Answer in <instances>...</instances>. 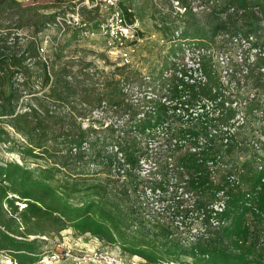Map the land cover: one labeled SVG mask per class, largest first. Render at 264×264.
Masks as SVG:
<instances>
[{
	"label": "trees",
	"instance_id": "16d2710c",
	"mask_svg": "<svg viewBox=\"0 0 264 264\" xmlns=\"http://www.w3.org/2000/svg\"><path fill=\"white\" fill-rule=\"evenodd\" d=\"M8 1L0 0V19L6 12L11 11ZM90 1L93 3V0ZM235 1L230 0V6ZM240 1L244 7L253 3L254 9L259 8L264 15V0ZM13 4L21 11L20 4ZM233 4L231 7L236 8ZM92 9L97 11L99 8ZM247 9L237 8L236 13ZM79 10L81 11L80 8ZM85 11L94 14V11L83 8L82 13ZM236 13L229 16V21H221L211 28L209 32L214 35L212 39L221 31H227V35L234 39L240 36L238 22L234 21L239 20ZM125 14L128 17L131 15L127 9ZM256 14L255 12L253 16L256 17ZM216 15L218 16V13L213 16ZM56 16L57 14L39 17V21L29 25L34 27V33L38 35L47 30ZM193 16L196 17L195 14ZM18 19H21L20 15ZM27 25L22 23L17 29L21 30ZM193 28L192 34L188 28L182 30L178 38L181 44L185 40H205L208 36L206 34H210L199 26L198 22ZM2 29L7 28L0 24V142H10V134L5 128L9 126L25 139L26 148L24 152H20L22 159L27 155L35 160H45L48 165L33 171L15 162L0 165V264H6L2 260L4 256L11 257L12 264H35L44 251L39 244V241L44 240H39L40 237L61 235L69 227L82 235L90 233L108 245L115 243L116 235L123 237L125 228L133 225L132 218L141 216L138 214H142L144 210L142 203L133 201L130 197L133 189L138 193V187L143 185H138L134 180L131 181L130 187L125 184L118 192L111 183L96 182L90 175L82 178L79 176L82 174L77 173L80 171L78 166L86 159L95 161L98 152H101L97 138L100 130L94 128V124L90 127L83 126L85 119L93 118L92 112L86 116L76 114V110H73L69 115H62L52 108V103L66 105L69 99L78 97L76 81L70 83L64 72L58 73L55 80V87L59 88L58 93L33 96L27 101L25 110H20L19 104L25 92L17 88L15 76L26 71L25 65L29 59L44 56L40 52L38 42H31L22 50L16 39L12 44L10 34H2ZM254 32L249 30L243 38L249 41V38L256 35ZM222 43L221 48H224L226 43ZM205 56L199 53L198 68L180 69V78L176 76L173 80L169 79L165 95L157 96L155 100L148 98L147 104H150L152 109L144 108L140 113L143 118L137 126L139 141L155 139L156 135L161 133L163 137L170 138L168 133L163 132L164 129L171 133L170 143H176L170 148L173 156L175 153H182L187 142H190L188 150L180 156L179 161L180 169L185 171L182 176L186 186L183 196L199 192L201 197L195 204L185 207L180 205L178 213L188 215L196 210L202 212L200 217L205 223L203 232L195 236L189 244L180 238L173 240L171 228L158 216L147 214L148 219L140 221L139 224L134 221L138 230L145 235L144 239L129 240L125 236L124 246H120L125 252L143 257L148 264H159L169 258L179 259L181 256L193 258L194 264H264V156L254 147H250L258 141L263 145L264 154V141L253 140L248 144L254 152V171L246 174L245 169L241 167L238 169L240 179L230 174L225 176V181L218 184L212 180L211 166L223 162L224 154L231 152L230 150L238 144L237 133L232 131L237 128L231 124L238 112L232 106H227V98L232 94L224 96L221 88L218 90L212 85V71L205 66ZM44 61L48 84L51 75L46 71V57ZM126 67L128 66L118 69L121 71L120 79L113 80L109 85L110 89L120 92L119 94L122 93L121 83L137 79L134 78L136 74H133L132 78L125 75L123 71ZM193 71L196 74L199 71L201 77H194ZM22 83L24 87H29L27 80L24 79ZM96 91L94 84L91 89L86 87L85 98L81 102L93 103L91 92ZM30 95L34 93L30 92ZM103 95L102 92L96 99L98 105L105 102L102 100ZM165 102L173 106L170 107ZM184 107L187 112L200 110L195 115L198 122L195 126L197 131H194L195 127L176 129L170 126L174 120L183 121ZM79 118L83 122L80 121L76 126ZM68 121L75 126H67ZM238 125V128H244L243 125ZM217 138L221 143L219 149L216 146ZM102 147L107 150L112 148L115 157L109 161L110 169L118 175L117 177L132 168L141 170L140 161L145 155L137 140L122 141L114 147L104 143ZM67 169L72 172L71 178L63 177L64 180H60L58 175ZM233 178L236 179L238 187L231 181ZM243 179H247V186L250 187L240 192L245 183ZM167 183L165 179L152 177L146 183L145 192L149 191L159 198L168 197L172 193ZM21 204L26 207L21 208ZM250 211L254 217L251 225L246 218ZM227 220H230V225L226 224ZM158 240L163 242L160 244ZM228 240L232 242L234 249L226 247Z\"/></svg>",
	"mask_w": 264,
	"mask_h": 264
},
{
	"label": "rangeland",
	"instance_id": "374dc122",
	"mask_svg": "<svg viewBox=\"0 0 264 264\" xmlns=\"http://www.w3.org/2000/svg\"><path fill=\"white\" fill-rule=\"evenodd\" d=\"M214 1L216 0H120L124 12L127 9L131 14L129 17L125 14L127 20L136 24L139 34L144 38V43L138 47L132 65L123 71L125 75L131 78L134 77L133 74H136L134 78L137 79L136 81L131 79L121 83V94L112 88L110 89L109 85L120 79L121 71L118 69L123 68L124 65L118 55L112 54L103 37L97 34L90 38L71 37V34L62 35L57 29L46 30L36 35L34 27L29 25L39 21V17L61 14L73 10L74 7H79L83 18L92 24L94 30H97L98 21L103 18V9L99 7L97 11H94L91 7L93 3L90 0H9L8 8L11 11L6 12L0 19V24L7 28L2 29V34H10L12 44L15 43L16 39L22 50L31 42H38V46L40 45L41 48L46 40L49 41L46 46L47 52L42 53V56L48 60L46 71L51 75V81L48 84L46 82L43 67L44 58L29 59L25 65L26 71L16 75L14 79L17 88L25 92L20 101L19 109L24 111L27 107V101L33 96H50L52 92L58 93L59 88L55 87L56 76L58 73L64 72L68 82L76 81L78 97L69 99L66 105L52 103L53 110L62 113V115H69L73 110H76V114L80 113L86 116L92 112L93 118L85 119L84 122L79 118L75 125L78 126L82 121L84 127H90L94 124V128L100 130L97 138H99L101 152L97 151L98 155L95 161L86 159L78 166L80 171L77 173L82 174L79 176L82 178L90 175L96 182L111 183L118 192L125 184L130 187L131 181L134 180L138 185H143L138 187V193L134 192L135 189L130 193L133 201L143 204L144 210L142 214H138L141 216L133 217L132 227L125 228L123 237L117 234L116 242L110 244L111 246H124L126 237L129 240H143L145 235H142L140 229L138 230L134 221L139 224L140 221L148 219V217L146 218L147 214L158 216L163 220L171 228L173 240L180 238L189 244L195 236L203 232L205 223L200 217L202 212L196 210L188 215L178 213L180 205L185 207L195 204V201L201 197L199 192L183 196L186 186L183 184L182 176L185 175V171L180 169L179 161L180 156L188 150L190 142H187L182 153H175L173 156L170 148L176 143L175 141L170 143L171 133L165 129L163 132L168 133L170 138L163 137L164 135L161 133L157 134L155 139L147 138L140 140L141 142L137 139V126L140 119L143 118L140 113L144 108L145 110L152 109V106L147 104L148 98L151 97L155 100L157 96L165 95L166 90H168L166 85L170 83L168 80H173L176 76L180 78V69L198 68L199 53L206 55L204 61L205 66H208L209 71H212V85L216 86L217 89L221 88L224 96L232 94L227 98V106H232L238 112L236 119L231 121V124L237 128L236 130L233 128L232 131L237 133L236 143L238 144L230 150L231 152L224 154L223 162L217 166H211L212 180L218 184L225 181V176L230 174L240 179L238 169L241 167L245 169L246 174L254 171L253 147L250 146L252 147L250 148L248 144L253 140L264 141V15L259 10L262 16L259 14H256V17L253 16L255 12H258L256 8L254 9L253 3L244 7L241 6L240 0H236L235 3L233 2L234 4L232 3L236 8L231 11L230 0L216 1L219 2L217 5ZM13 2L21 5V11ZM176 2L191 6L192 13L188 12L181 16ZM207 7H210L211 11H207ZM83 8L94 11V14H89L86 11L83 14ZM237 8L248 9L236 13ZM216 13L218 16H213ZM235 13L239 15V20L234 19V21L238 22L240 36L234 39L227 35V31H221L212 39L214 35L209 32L211 28L217 23L220 24L221 21H229V16L235 15ZM18 15L21 19H18ZM197 22L210 34H206L208 36L205 37V40H192V42L185 40L181 44L178 38L182 30L188 28L192 34L193 25ZM22 23L28 25L18 30L17 26ZM249 30L255 31L256 35L249 38V42H247V39L243 37ZM224 41L226 44L224 48H221ZM201 75L199 71L197 74L193 71L194 77L200 78ZM24 79L29 82V87H24L22 83ZM93 84L97 89L96 92H91V98L94 102L82 103L81 101L85 98L84 89L86 87L91 89ZM6 92H9L8 86ZM30 92L34 95H30ZM102 92L104 94L102 100L105 101V105H98L96 99ZM183 110L185 112L182 115V117L185 116L183 121L174 120L170 126L176 129L185 126L194 128L198 123L195 115L200 110L187 112L185 111L187 110L186 107ZM211 110L213 111V108ZM84 115L81 116L85 117ZM238 124L243 125L244 128H238ZM73 125L72 122H67V126ZM5 128L11 139L5 145L0 142V165L15 162L25 166L30 171L48 165L45 160H35L27 155L25 159H22L23 156L20 155V152H24L26 148L25 139L11 127L6 126ZM197 129L195 127L194 131ZM128 140H137L142 147V153L145 156L140 161L141 170L132 168L131 171L129 170L121 177H117L118 175L110 169L109 161L115 157L112 148L109 147L107 150L102 146L107 143L114 147L116 144ZM216 146L217 149L221 146L219 138L216 140ZM71 175L72 172L67 169V171L59 174L58 178L64 180L63 177L71 178ZM152 177L167 180V186L172 195L159 198L149 191L145 192L146 183ZM235 178L231 179L233 183L237 182ZM113 181L117 183H112ZM243 181L245 183L240 192L246 191L250 187L247 186V179H243ZM238 186L236 183V187ZM24 207L26 205L21 204V208ZM246 218L251 225L254 220L251 211L248 212ZM226 224L230 225V220H227ZM43 238L39 239L44 240L39 241V244L44 253L55 251L59 244H69L75 247L78 243L84 249H90L95 246L93 238L97 237L90 233L82 235L69 227L61 235L54 234L48 239ZM159 242L161 244L163 241L160 240ZM225 245L230 250L234 249L229 240ZM125 254L129 259L137 256L144 260L145 264H148L139 255H132L129 252H125ZM2 260L6 264L12 263L11 257L8 256L2 257ZM40 260L41 257L35 264H40ZM172 261L175 264H194V259L189 256H181L179 259L169 258L159 264Z\"/></svg>",
	"mask_w": 264,
	"mask_h": 264
},
{
	"label": "built area",
	"instance_id": "2783aa9c",
	"mask_svg": "<svg viewBox=\"0 0 264 264\" xmlns=\"http://www.w3.org/2000/svg\"><path fill=\"white\" fill-rule=\"evenodd\" d=\"M216 5L219 2H216ZM177 3V9L181 16L192 11V7ZM214 4L213 2H210ZM92 8L103 9V18L99 20L97 30L92 28V24L85 20L80 13L79 7L71 11L57 14L54 21L48 25L47 30L57 29L62 35L71 34L72 37L90 38L96 34L106 40L107 47L114 55H118L124 66H131L138 47L144 43V38L139 34L136 24L127 20L120 0H93ZM195 9V8H194ZM193 9V11H194ZM211 11L210 7L206 8ZM260 16L259 8H256ZM235 9L232 8L231 11ZM195 12V11H194ZM252 38V37H251ZM249 42V41H247ZM48 40L41 45L40 52H47ZM105 105V102L103 103ZM12 129V128H11ZM256 141L252 147L260 155H263V145ZM5 145V144H4ZM264 182V181H263ZM43 239L48 237L43 236ZM42 238V237H40ZM94 247L84 249L76 243L75 247L69 244H59L55 251L44 252L40 257V264H55L65 262L67 264H145L144 260L137 256L128 258L121 246H111L98 238H93ZM12 264V263H11ZM16 264V263H15ZM166 264H175L173 261Z\"/></svg>",
	"mask_w": 264,
	"mask_h": 264
}]
</instances>
